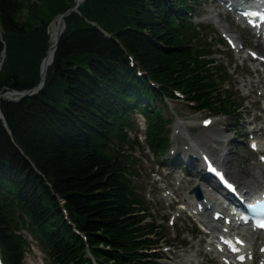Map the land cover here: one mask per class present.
I'll list each match as a JSON object with an SVG mask.
<instances>
[{
    "label": "trees",
    "instance_id": "16d2710c",
    "mask_svg": "<svg viewBox=\"0 0 264 264\" xmlns=\"http://www.w3.org/2000/svg\"><path fill=\"white\" fill-rule=\"evenodd\" d=\"M198 1L84 0L64 17L40 91L0 101L4 264H23L24 230L51 264H93L89 254L95 264H162L156 250L166 238L130 178L135 115L160 158L168 131L157 101L178 91L199 112L241 110L204 28L191 20ZM73 6L0 0L1 94L38 85L48 28Z\"/></svg>",
    "mask_w": 264,
    "mask_h": 264
},
{
    "label": "rangeland",
    "instance_id": "374dc122",
    "mask_svg": "<svg viewBox=\"0 0 264 264\" xmlns=\"http://www.w3.org/2000/svg\"><path fill=\"white\" fill-rule=\"evenodd\" d=\"M226 1L228 0H199L191 17H193L192 21L194 24L201 25L204 28V34L208 37L207 43L211 45V50L213 51L212 58L225 68L229 76L224 87L230 88L232 86L234 88L233 92L238 98L237 103L240 102L241 110H239L237 115L229 118L215 117L214 120L212 119V125L206 129H195L190 128V126L195 123L200 125L202 119L205 116L207 117L208 114L195 112L182 97L174 101H157L155 108H160V112L166 121V129L171 134L170 143L161 159L156 158L155 153L145 141L146 123L140 115L136 116V123L138 124L137 135L129 132L130 140H137L139 143V146L133 145L131 150H127L134 161L129 169H135L136 173V175L130 177L131 182L137 187V193L145 201V206L151 214V221L158 226L160 232L166 238L167 245L161 246L162 248H160L159 252L160 262L163 264H221V258L216 257L217 259H215L213 254L206 252L209 241L208 236H204L194 223L195 218L189 217L190 211L188 208L193 205L192 201L187 203L183 200V197H193L194 199L195 197L190 195L189 192L196 185L199 186V184H202L204 188L203 195H209L211 198L215 197L213 191H210V186L201 179L199 180L204 174L202 170H198L200 169L199 165H197V168H190L185 162L182 165L176 164V159L181 161L180 151L184 149L185 145H191L192 142H195L198 147L207 150L216 161L219 160L222 154L221 147H226L224 152H228V161L222 166L228 178L240 189L246 191H248V187L245 188V183L251 180V172L248 171L250 164L260 165L259 156H264L263 152L254 153L250 151L247 145L251 138L247 131L256 127L257 130L261 127L264 129L262 86H256L251 91V94H249L248 88L244 87V84L250 80L256 81L260 79L264 83V64H261L260 69L254 72L251 67L255 63L251 61L249 55L247 60L237 59L236 53L230 50L221 39L220 34L223 31L221 25L225 28V34L236 37V42L242 47L243 54L248 49L264 57V47L256 45L254 35L244 31L229 16L223 13L224 6L222 7L220 4L224 5ZM217 12L221 13L220 17L214 20L206 19L208 16H215ZM218 20L220 24H217ZM179 123L183 125L182 132L177 127ZM176 130H180L179 135L182 138L178 135L177 138L175 137L177 141L175 140L173 144V134H175ZM262 131L258 130L254 134H256V141L264 145ZM203 133L211 136L215 135V138L220 139V143L209 142L208 147L205 148L197 139V136L203 135ZM223 141H225L226 145ZM173 149H175L174 152L176 154L175 160L172 155ZM232 171L234 174L228 173ZM260 171L264 175L263 165L260 166ZM173 174L177 177L180 176L185 181V186H182V189L176 190L178 181L173 178ZM231 175L236 176L232 177ZM256 192L261 191L257 190ZM176 201L179 202L178 207L175 205ZM221 205L224 206L223 203ZM186 206V212L180 210ZM192 207L194 208V205ZM22 234L30 245L22 263L51 264L40 243L33 239L27 231L24 230ZM260 235H264V233H260ZM256 248L258 249V244ZM254 264H258V262Z\"/></svg>",
    "mask_w": 264,
    "mask_h": 264
},
{
    "label": "bare ground",
    "instance_id": "6f19581e",
    "mask_svg": "<svg viewBox=\"0 0 264 264\" xmlns=\"http://www.w3.org/2000/svg\"><path fill=\"white\" fill-rule=\"evenodd\" d=\"M84 2V0H74V6H76V8L78 9V7ZM231 3L229 6H231L232 4L234 3H238L237 0H228L226 1L224 4H227V3ZM210 12V11H209ZM211 13V12H210ZM217 17H220V13L216 14L215 16L211 15V16H208L206 19L207 20H214L215 18ZM217 21V20H216ZM217 24H220V21L218 20ZM221 27L223 28V31L222 33H226L225 31V28L221 25ZM220 28V27H219ZM64 29V24H63V21L60 17L56 18L50 25L49 29H48V34H49V48L47 50V54H46V57L43 61V65H42V72L45 73L48 66L52 63V59H53V54H54V51L56 49V45H57V40H58V35L59 33H61ZM254 37L256 38L255 39V44L256 45H261L262 47H264V42L258 38L257 36L254 35ZM234 41L236 42V37H233ZM237 43V42H236ZM236 47H238L237 49V52L239 51L240 52V49H239V46L238 44L236 45ZM242 58V60H245V56H243V54L240 52V53H237V59H240ZM261 64H264L262 63L261 61H259L258 64H255V65H252V70L255 72L257 71L258 69H260L259 67H261ZM1 65V64H0ZM264 70V69H263ZM258 85H261L262 86V95L264 97V83H263V80H256V81H248L244 84V87H247L248 88V91H249V94H251V91ZM4 96L8 99H14L17 97V95L14 93V92H8L6 94H4ZM177 127L181 130L182 132V129H183V125L181 123H179L177 125ZM257 128V127H256ZM254 128L251 132V134H254V133H257L258 130H263L262 131V134L264 135V129L263 127H261L260 129H256ZM217 136V135H216ZM176 137V136H175ZM174 137V138H175ZM197 139L200 141V143H202V145H204V147H208V143L209 142H213V143H220V139H217L215 138V135L211 136V135H207V134H204L203 135H199L197 136ZM229 139V138H228ZM197 140V141H198ZM222 140V139H221ZM192 142V141H191ZM225 141H223L224 143ZM227 142V141H226ZM258 143V142H256ZM225 144V143H224ZM226 145V144H225ZM259 145V149L257 151H260V152H263L264 153V145L263 144H260L258 143ZM175 147V146H174ZM222 148V154L220 156V159L218 160L219 161V165L221 167L224 166V163L228 161V152H224L226 151V147ZM191 150H194L196 152H198V145H196L195 142H192V144L190 145H185L184 149L181 150L180 152L181 153H184V161L188 164L187 166L192 168V167H196L197 168V165L195 164L196 162V153L195 152H191ZM223 165V166H222ZM260 165H257V164H250L249 168H248V171L251 172V180L247 183H245V188L248 187V191L249 192H253L255 193V191H263L264 190V177L263 175L260 173ZM224 169V167H223ZM199 170V169H198ZM172 173V171H171ZM229 174H234V172H228ZM232 177H235L236 175H231ZM173 178L178 181V187L176 188V190H180L182 189V186L184 187L185 184H184V180L180 177H177L173 174ZM201 180L206 183L208 186H210V191L211 190H215L217 189V187L213 184H209L208 182V177L207 176H201ZM239 180V179H238ZM202 191V194L204 193L203 190ZM247 191V192H248ZM244 192V191H242ZM241 192V193H242ZM246 192V193H247ZM246 193H244V196H246ZM255 194H258V193H255ZM243 195V193H242ZM203 199L204 200H200V201H196V199L194 200L193 197H183V200L186 201L187 203H190L192 201V204L194 205V208L192 206H190L188 208V210H191L192 213L195 214V211L197 208V205L201 204L202 206H204V212L202 214H199V215H195V218L197 221H199L200 223L206 225V229L210 231L209 234H211V241H213L215 244H218L217 242L219 241V238L222 237V233L223 234H227L228 232L235 235L236 232L234 229H230L228 228V231L225 230V226L223 224L224 222V217L222 219V221L218 220V223H213L212 220H208V217L206 215V211L210 210V209H214L211 213V217L213 218L214 214L216 213H220V214H226V209L221 205V203L217 200V198H211L209 195L208 196H205L203 195ZM237 201V200H236ZM175 203H179L178 201H176ZM186 210H187V206H186ZM228 217V215H227ZM222 224V225H220ZM219 231V232H218ZM217 233H219L218 237H217ZM236 235H239L240 237L244 238V240L247 241V248L244 250V253L247 255L248 259H247V263L246 264H254V262L258 261L259 263H263L264 264V260L262 259V255L260 253V249L264 247V235H260L259 233L257 234H254V233H250V234H247V233H240L238 232ZM217 240V242H216ZM258 244V249L256 248ZM208 247H206V250L208 253H212L214 254L211 249V244H208L207 245ZM215 257L217 258H220V254H217L215 255ZM231 264L232 261H230ZM221 264H228L226 263L223 259H221Z\"/></svg>",
    "mask_w": 264,
    "mask_h": 264
},
{
    "label": "water",
    "instance_id": "95a60500",
    "mask_svg": "<svg viewBox=\"0 0 264 264\" xmlns=\"http://www.w3.org/2000/svg\"><path fill=\"white\" fill-rule=\"evenodd\" d=\"M71 12H78L76 6H73L71 9H69L67 12H65L63 15H60L59 17L62 19L63 21V24H64V17L67 16L68 14H70ZM62 33V32H61ZM61 33H59L58 35V40L60 38V35ZM58 40H57V43H58ZM45 59V58H44ZM44 59L42 60L41 62V66H40V81L38 83V85L32 89L31 91H29L28 93H18V92H14L18 97L14 98V99H8L4 96V94H0V101H8V102H18L20 101L21 99H23L24 97H27V96H31L33 94H36L37 92L40 91L42 85H43V81H44V78L46 76V72L43 73L42 72V65H43V61ZM0 117H2L1 115V112H0ZM192 193L195 194V196L200 199L201 198V195H200V192L198 190V188H195L192 190Z\"/></svg>",
    "mask_w": 264,
    "mask_h": 264
},
{
    "label": "snow or ice",
    "instance_id": "6c2138e0",
    "mask_svg": "<svg viewBox=\"0 0 264 264\" xmlns=\"http://www.w3.org/2000/svg\"><path fill=\"white\" fill-rule=\"evenodd\" d=\"M253 147H255L254 145H253ZM259 227H262V228H264V222H262L260 225H258Z\"/></svg>",
    "mask_w": 264,
    "mask_h": 264
}]
</instances>
